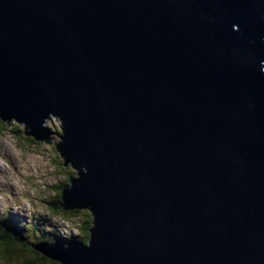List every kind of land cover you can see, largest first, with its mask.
Returning a JSON list of instances; mask_svg holds the SVG:
<instances>
[{
	"label": "water",
	"instance_id": "obj_1",
	"mask_svg": "<svg viewBox=\"0 0 264 264\" xmlns=\"http://www.w3.org/2000/svg\"><path fill=\"white\" fill-rule=\"evenodd\" d=\"M77 171L62 264H264V0H0V119Z\"/></svg>",
	"mask_w": 264,
	"mask_h": 264
},
{
	"label": "rangeland",
	"instance_id": "obj_2",
	"mask_svg": "<svg viewBox=\"0 0 264 264\" xmlns=\"http://www.w3.org/2000/svg\"><path fill=\"white\" fill-rule=\"evenodd\" d=\"M51 120L59 122L53 117L44 124L46 128H49L48 123H51ZM25 136L26 142H22L24 136L18 137L9 128L5 130L0 128V213L20 218L17 221L21 225L26 224L24 219L31 222L42 221L49 226L53 223L59 224L60 216H49L51 213L43 198L55 185L63 184L72 170L63 169L55 163L54 158L58 162L63 158L59 157L60 153L51 145L53 137H50V143L37 140L32 145L27 141L31 137ZM37 214L38 217H30ZM64 222L61 224L68 226V233L76 235L75 228L67 221Z\"/></svg>",
	"mask_w": 264,
	"mask_h": 264
},
{
	"label": "trees",
	"instance_id": "obj_3",
	"mask_svg": "<svg viewBox=\"0 0 264 264\" xmlns=\"http://www.w3.org/2000/svg\"><path fill=\"white\" fill-rule=\"evenodd\" d=\"M48 127L49 132L54 134V140L51 142V145L56 146L60 141L58 135L62 134L61 122L59 120L56 123L53 120L51 123H48ZM0 128L3 130L9 128L15 136H24L22 137V142H26L27 137L24 135L22 125L19 122L11 124L0 119ZM30 137L27 141L33 145L37 140L32 136ZM59 157L62 158L61 155ZM54 160L63 169H70L72 171H69L70 174L67 175L63 184L54 186V189L43 198V202L46 203L47 209L50 210L51 214L49 216H60L58 219L59 225L65 220L70 226L75 228L77 234L63 237L54 223L52 226H49L42 221L31 222L24 219L26 224L21 225L17 221L20 218H16L15 216L8 217L4 213H0V264H62L60 261L52 259L41 251L34 249L31 245L42 242L59 243L63 246L70 243L79 245L88 244L90 237L89 228H91L93 220L91 213L87 208L66 209L62 206L63 190L71 184L70 179L75 176V169L71 165L63 166L64 160H61V162H58L55 158ZM44 211H46V208ZM38 216L37 214L30 217L35 218Z\"/></svg>",
	"mask_w": 264,
	"mask_h": 264
},
{
	"label": "bare ground",
	"instance_id": "obj_4",
	"mask_svg": "<svg viewBox=\"0 0 264 264\" xmlns=\"http://www.w3.org/2000/svg\"><path fill=\"white\" fill-rule=\"evenodd\" d=\"M46 121L47 120H44L43 121V123H42V127L45 129V132H46V134L49 136V138L50 137H53V135L54 134H52V133H50L49 132V128H46L45 126H44V124L46 123ZM10 122H14V121H9V123ZM17 123H18V121H16ZM27 136H31V135H27ZM33 137V136H32ZM34 138V137H33ZM36 139V138H35ZM37 140V139H36ZM61 155V154H60ZM67 166V165H66ZM75 172H76V174H75V176H73L72 178H75V177H77V171H76V169H75ZM71 186V184L70 185H68L67 187H65V188H69ZM64 188V189H65ZM90 213H91V211L90 210H88ZM91 215H92V213H91ZM93 217V216H92ZM57 224V223H56ZM57 227H58V229L60 230V235L61 236H63V237H70L71 236V233H68V230L69 229H67V227L68 226H66V225H63V224H61L60 223V225L59 224H57ZM73 228V227H72ZM89 246V243L88 244H83V246Z\"/></svg>",
	"mask_w": 264,
	"mask_h": 264
},
{
	"label": "built area",
	"instance_id": "obj_5",
	"mask_svg": "<svg viewBox=\"0 0 264 264\" xmlns=\"http://www.w3.org/2000/svg\"><path fill=\"white\" fill-rule=\"evenodd\" d=\"M63 223H65V222H63Z\"/></svg>",
	"mask_w": 264,
	"mask_h": 264
}]
</instances>
